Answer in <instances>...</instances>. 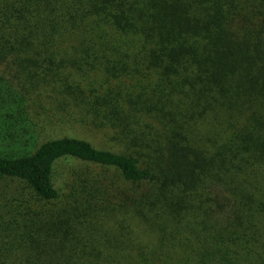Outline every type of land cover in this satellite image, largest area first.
I'll return each mask as SVG.
<instances>
[{
	"label": "trees",
	"instance_id": "16d2710c",
	"mask_svg": "<svg viewBox=\"0 0 264 264\" xmlns=\"http://www.w3.org/2000/svg\"><path fill=\"white\" fill-rule=\"evenodd\" d=\"M2 66L0 181L33 202L6 200L0 264H264V0H0ZM32 93L54 121L132 144L149 121L157 162L79 138L38 142ZM69 158L97 168L72 179L90 198L106 195L104 169L153 185L129 199L144 239L97 236L88 199L86 212L45 209Z\"/></svg>",
	"mask_w": 264,
	"mask_h": 264
},
{
	"label": "rangeland",
	"instance_id": "374dc122",
	"mask_svg": "<svg viewBox=\"0 0 264 264\" xmlns=\"http://www.w3.org/2000/svg\"><path fill=\"white\" fill-rule=\"evenodd\" d=\"M11 71L15 74V78L18 77V80L19 78L21 79L19 81L25 82L27 86L31 84L28 82L24 73H18L15 69ZM5 72H8V70H5L4 66L0 67V78L5 76ZM0 82L2 81L0 80ZM16 85H19V83L16 82L14 86ZM86 88L88 96L93 98L97 87L87 86ZM36 95L37 94L32 93L28 96V98H30L29 117H31L32 120L31 129L38 142H45L50 139L62 137L79 138L90 142L92 146L98 149L117 151L118 149L125 150L128 148L131 149L129 150L130 152L138 151V156L140 157V160H143V162H157L155 154L152 153L151 150L156 149L157 145L160 144V142L157 141L158 137L160 138V135L158 129L153 124L149 123V121L147 123L140 121L138 125H135L137 128L135 131H138L141 134L140 140L136 144H132V142L128 143L127 141H124L123 137L120 138L116 132L111 133L104 130H91L69 122H66L67 124H62L57 120L54 121V118H51V116H53V111H55L54 106L51 107L50 102H46L44 97H37ZM39 100H41V102ZM39 105L41 108H39ZM60 107L62 108V106ZM59 114L55 112L54 116H59ZM65 115L70 117V119H73V116L71 117L69 112H66ZM87 171H92L95 173L94 175H97V168L89 167L88 169L86 165L74 159L69 158L60 161V163L56 166V185L57 182L60 183L58 185L60 187V199L49 204H43L45 209L47 208L52 211H61V209H63L66 211L67 215L73 213L74 209H82L86 212L85 207L87 206L85 205V201L88 199L91 205V212H93L94 206L100 207L97 212V218H94L97 236L102 234L106 236V238L109 237L111 239L113 234H119L130 241L144 239V234H146L147 231L144 229V225L137 220L138 218L133 212V206H131V201L129 199L133 196V194L137 195L147 189L148 191H152L153 185L146 183L132 186L122 181L119 174L115 170L104 169L101 173L105 172V174L102 176L110 182L107 190L103 191L106 195L99 196L97 198L96 192L95 197L90 198L76 193L73 190L72 184V179L80 177L78 176L80 175L79 172L86 173ZM91 174L92 173H90V175ZM31 196L30 191L26 189L23 184L0 181V214H2V209L8 198L11 199L14 197L13 200L17 199L20 202L25 200L32 203L33 200L31 198L33 196ZM15 203L16 202L13 203L14 206L16 205ZM145 214L149 216V214ZM86 220L90 221V216H87ZM128 245L131 244L129 242H125L124 246L126 247Z\"/></svg>",
	"mask_w": 264,
	"mask_h": 264
}]
</instances>
